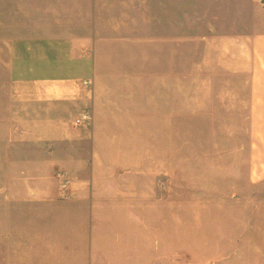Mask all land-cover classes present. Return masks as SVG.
<instances>
[{
	"label": "crops",
	"instance_id": "0c3cea01",
	"mask_svg": "<svg viewBox=\"0 0 264 264\" xmlns=\"http://www.w3.org/2000/svg\"><path fill=\"white\" fill-rule=\"evenodd\" d=\"M188 10L0 0V230L22 247L0 263L186 262L173 222L174 199L189 198L190 85L228 86L230 119L264 120V14L261 28L243 15L194 36L205 56L191 77Z\"/></svg>",
	"mask_w": 264,
	"mask_h": 264
},
{
	"label": "rangeland",
	"instance_id": "374dc122",
	"mask_svg": "<svg viewBox=\"0 0 264 264\" xmlns=\"http://www.w3.org/2000/svg\"><path fill=\"white\" fill-rule=\"evenodd\" d=\"M235 2L188 0L191 77L193 63L205 56L194 36L243 25V15L261 28L262 0ZM229 91L212 82L190 85L189 198L174 199L173 222V254L186 262L174 264H264V120H254L252 129L248 120L230 119ZM219 106L226 109L212 117ZM13 233L4 247L0 230V255L21 254V232Z\"/></svg>",
	"mask_w": 264,
	"mask_h": 264
},
{
	"label": "built area",
	"instance_id": "2783aa9c",
	"mask_svg": "<svg viewBox=\"0 0 264 264\" xmlns=\"http://www.w3.org/2000/svg\"><path fill=\"white\" fill-rule=\"evenodd\" d=\"M84 84L88 85L87 82H84ZM91 120H92V113L90 111H85L82 114H80V116L78 118H76L75 124L76 125H88V124H90ZM66 184H67V181L65 180L63 182L64 188H65ZM63 191H64V189H63Z\"/></svg>",
	"mask_w": 264,
	"mask_h": 264
}]
</instances>
